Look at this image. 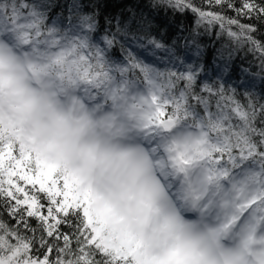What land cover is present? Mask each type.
<instances>
[{
	"label": "snow or ice",
	"instance_id": "snow-or-ice-1",
	"mask_svg": "<svg viewBox=\"0 0 264 264\" xmlns=\"http://www.w3.org/2000/svg\"><path fill=\"white\" fill-rule=\"evenodd\" d=\"M161 10L264 74V0H0V264H264V93L185 64Z\"/></svg>",
	"mask_w": 264,
	"mask_h": 264
},
{
	"label": "trees",
	"instance_id": "trees-1",
	"mask_svg": "<svg viewBox=\"0 0 264 264\" xmlns=\"http://www.w3.org/2000/svg\"><path fill=\"white\" fill-rule=\"evenodd\" d=\"M196 2L199 3L200 0ZM144 3L146 0H104V13L108 16L123 17L128 14V9L139 10L143 8ZM151 19L154 28L159 32L157 38L168 44L175 42L177 54L185 64L202 65L204 72L201 75L208 81L220 80L228 87H239L240 91H244V87L250 85L253 91L264 93V74H256L259 73L258 61H254L251 55L240 51L230 61L228 70L224 71V60L218 53L222 41L215 37V31L211 37L207 35L198 37L197 43L200 45L202 55L197 56L196 46L190 39L187 42L185 40L196 26L195 16L191 12L180 14L171 10L167 12L161 10ZM155 34L154 32L153 35Z\"/></svg>",
	"mask_w": 264,
	"mask_h": 264
}]
</instances>
